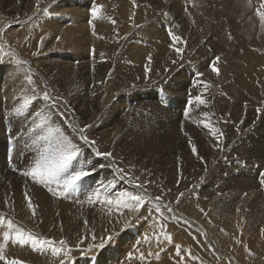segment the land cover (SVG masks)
Masks as SVG:
<instances>
[{
  "label": "bare ground",
  "instance_id": "bare-ground-1",
  "mask_svg": "<svg viewBox=\"0 0 264 264\" xmlns=\"http://www.w3.org/2000/svg\"><path fill=\"white\" fill-rule=\"evenodd\" d=\"M168 1L169 0H156V6L163 9ZM248 1L249 4H251L252 12L251 14L246 13L245 18L251 17L253 21L252 25L255 27V8L257 9L264 0ZM145 2H147V0H135L134 5L132 0H0V17L2 16V18H0V60L8 63L7 60L13 57L14 59L17 58L18 61L25 62L23 64L30 67L32 71L31 75H35L42 81L45 90L50 91L53 96L60 97L61 100L67 101V108L63 103L57 105V108L59 111L68 114L67 116L75 123L76 127L74 128L77 130L74 134V129L71 131L66 123L63 124L54 108L52 111H48L47 109L51 107V105L47 103L39 105L41 111L37 113L36 117L27 119L32 123L29 124V129L33 127L34 129L32 130H35L29 135L27 134L28 130H25L26 127L18 126L20 121L10 123L8 119L4 120L3 116L5 114L10 118L16 116L17 113L15 112V108L20 107L26 99L31 102L34 99L33 93L38 92L29 86L26 76L24 78L20 76L18 73L19 71L17 72L14 67L16 71L7 69L4 65H1L0 127L1 124L4 125L5 122V126L9 128L7 130L12 135L11 137H17V140H15L16 149L13 156L14 163L12 164L15 165V169L18 173L20 171V174L22 171L29 170L30 167L34 166L35 159L38 158L36 153H40L45 146V142L37 138L39 135L46 134L40 129L39 125L41 122L50 123L51 120L55 119L56 126L62 127L63 132L80 146L79 161L81 166L85 164L91 166L97 161L102 165L95 169L97 174L96 185L91 187L92 189L89 194L91 195L95 187H99L102 191L107 187L109 195H115L121 191L132 192L134 194H146L145 205L140 209L138 214L141 217L144 215L145 208H148V213L154 211L156 197L152 190V186L144 185L143 189H138L134 186L135 184L133 182L130 183L128 181L129 179H118L111 170V162L109 160H100V158L95 157L93 153L97 150L105 152V146L109 148L107 151L114 152L113 159L115 161V166L120 167L121 164L118 160L121 158L123 160L124 155L128 157V160L130 158L133 164L136 162L141 166V163L136 160V157L142 152L145 144L144 138L147 140L151 139L154 142L175 140V142L168 147V150L176 155L172 157V159L161 154L153 147H146L144 149V153H149L152 156L154 167H157L156 170H161L160 183L167 184L171 187V190L182 188L183 193L190 189L191 193L186 200L180 199L177 203L166 199L159 201L161 213L166 219L160 217L161 213L158 216L152 215L153 213H151L145 221H142L143 223L141 222L142 224H140V228H138V232L141 234L140 244L145 241L144 236L146 231L149 232L151 238L146 239V243L150 242L147 250H149L152 255H156L157 259L154 264H168L170 263L168 262V254L172 250L177 248L176 253H181L179 251L183 250L181 246H176L172 242L166 246L162 245L161 247H163V250L161 251L160 247L155 243V237L160 235L161 224L164 225L165 233L171 237L173 234H180L181 231L177 229L178 227L175 225L178 222L192 229L191 233L197 238V246L194 248L198 249L199 252L201 238L205 239L208 244L207 249H204L205 253L211 250L213 252L215 251L214 253L224 259L219 264H264V260L262 259H254L251 255H239L238 253L236 256H233L223 248H220L216 239L210 235V226L207 223L208 221H206L210 219L219 224H224L220 225V231L223 229H227L228 231V233L225 234L227 247L223 246L224 248H228L231 244L229 234H236L235 242L238 245L246 246L248 243L256 241L261 250H264V216L246 212L244 209L255 208L260 204L264 205V185L260 184L259 176L262 171L260 167L264 168V141L258 143V145L255 144L256 147L252 148L251 153L253 152L255 155V157H252L253 159H250L248 154H246L248 148H245V145H243L241 153L238 154V157H241L243 160H255L253 161L254 165L245 164L246 168H243L239 166L238 162H233L229 159L231 164H226L221 170H217L214 145L219 141H216L208 130L203 127L204 122H209L217 128L219 126H217L214 120L215 113L211 111L209 105L205 104L201 106V104L195 102L196 96L192 94V102L189 104L188 114H186V112L183 113L185 107H183L182 112H180L173 101H169L168 98L162 95L159 97L160 93L157 92V88L155 89V87L152 91L140 89L141 91L135 93L129 92V94H127L128 92H125L127 89L133 88L136 85L137 88H139V85L148 84L152 78H155L158 83L165 81L175 68V66H173V61L181 62L183 54H186L184 50L186 49L188 39L192 36V33H189L188 27H183L182 30L173 32L176 33L177 36L182 37L183 41L186 42L177 43L176 47L181 49L179 54L174 50L172 53L168 48L169 46L167 47V44H162L159 47L157 46L155 49L152 42H141L139 38H137L138 35H141L138 31L141 28L143 29V33L145 32L146 23L149 21L146 20L150 18L149 15H147L149 12L148 8L143 6L145 4L142 5V3ZM246 2L247 0H244L243 6L248 5V2ZM94 6H103L99 18L96 20H93L91 16V10ZM240 6L239 4L238 7ZM189 7L182 2H178L173 7V10L180 15L183 10L189 11ZM45 9H47V12H45ZM190 11L199 13L196 7H192ZM7 17L25 18L19 24L10 25V23H8L10 18L8 19ZM34 18L38 23L33 22ZM241 18L238 20V24H241L239 30H243L250 34V37L247 39L245 37L247 33L246 35L244 33H238L240 36L238 42L239 45L242 46L241 49H247L245 55H240L238 52L232 57H225L222 59L224 62H222V65L217 67V69L219 72L220 70L222 71L223 77H228L231 74L244 78V80L250 79V81L251 79L255 80L258 76L264 78L263 70L261 73L255 75L256 70L261 69V67L255 70L256 66L254 65V63L258 62L255 60L264 63V55L261 50H254L260 49L258 44L264 48V25L262 31L256 33L253 32L249 26H246L249 25L247 22L245 24L244 21L246 19L243 21ZM113 21H115V23H113ZM23 24L25 25L24 28L21 27ZM93 25L95 26V30H93ZM242 37L244 40L240 41ZM41 39L43 40L42 46L40 44ZM170 44L172 45L171 42ZM227 45L229 46V44ZM93 49H95L94 53ZM37 51H39L40 55H33V53ZM149 56L152 57V62L150 64L147 59ZM226 62L227 65H224ZM146 65L149 69L148 72L145 71ZM199 68V65L194 67L196 70ZM201 70H203L202 66ZM212 72L213 71L209 74H207V72H204L205 74L202 72L204 74L203 77L209 78L218 76L216 73L213 74ZM152 73L154 75H152ZM114 75L118 78L117 82L113 80ZM249 85L251 86V84ZM171 87L173 88L171 91L178 93L174 94V96H180L179 92L182 91L181 88H183V86L174 84ZM254 87L256 86H253V88ZM111 88H115L114 91L119 93V95L113 92ZM253 88H250L251 91ZM255 91L253 93H255ZM186 92L188 93V91ZM122 93L127 96L124 97ZM113 94L114 96L112 97ZM259 94V96L257 95L258 98L261 97V93ZM189 95H191V93ZM39 97L42 99L40 94ZM111 97L113 100H111ZM150 97L155 101H152V103L147 102L148 104L145 103L147 98L151 100ZM157 97L159 100H157ZM254 97L256 98V96ZM138 101L141 103L136 104ZM161 101H163V103H161ZM146 107L151 108L149 110L153 111L151 114L152 116L147 115L149 112L146 114L140 113L142 108L146 109ZM205 113H208L207 118L205 117ZM154 120L157 122L156 125H152ZM85 124L92 125V127L86 129V135L90 140H95L94 145L85 144L79 139V129L84 127ZM127 126L131 127L127 130ZM156 126L157 128H155ZM20 127L23 129V133ZM185 133H187V135H185ZM27 135L33 136L37 139V142H33L30 147L27 145L28 148L25 149V145L20 138L27 140L25 138ZM189 137L191 138L192 144L197 146L200 159L190 151L191 145L188 142ZM116 144L119 149H116ZM118 150H120V152H118ZM232 158H235V156ZM238 160L239 158L236 161ZM205 161L207 163H205ZM124 162L126 163V161ZM206 164V168L202 172H199L198 169ZM256 164L259 165L257 168L255 167ZM4 166L0 167V174H3V169H5ZM7 169L6 167L5 170ZM173 171L178 174V177L174 179ZM185 174H188L194 179L192 187L189 185H182V179ZM8 176L9 174L7 176L3 175L0 179V210L7 211L9 214H14L19 220L29 224V226L33 225V228L36 230L35 233H39L47 239H52L57 242L63 239L67 241V243L75 244V250L78 249L77 245H80V247L87 245L91 234L94 232L88 230L87 226L80 225V230L83 231V243H81V239L70 240L68 234L64 235V229H62L58 223L61 218L57 216V213L61 211H59L61 207L57 204V196L53 197L51 193L48 194V191L47 193L46 191L44 192V188L40 185H32L29 178L26 179L28 182L24 180L14 181L11 180V178L15 179L12 177L14 175H10L9 178ZM17 177L19 179L20 176ZM86 179L88 181L90 180L89 178ZM88 183L91 185L90 181ZM200 187L201 196L198 194V189ZM203 190L206 192L205 195L202 194ZM25 193L28 194L27 198ZM75 193L76 192L69 193L67 195V203L68 201L71 203ZM6 195H9L7 199ZM11 195L13 196L12 198ZM28 198L31 199L36 208L35 216L32 215V210L27 206ZM44 202H48L49 204L45 206ZM169 206L172 208V212L168 211ZM188 208H191V210H187ZM219 208L235 210L227 214L224 212L221 213V220H218L216 215L218 214L217 210ZM107 210H109V207L99 202L94 204L85 203L82 206L72 209L76 214L87 215V217L91 215H93L91 217H97V220H95L97 225L95 233L99 236L109 235L107 231L104 232L101 228L104 223L102 220L104 219L103 212ZM127 211H124L123 215H121L120 212L116 213V215L120 217L121 225H124L126 220L130 219L132 222L137 219L130 210ZM176 217H179V219L177 220ZM44 227L46 228L44 229ZM51 227H53L52 231L48 229ZM130 230L131 229L127 228L126 231ZM47 234L49 235L47 236ZM176 238L179 237L176 236ZM181 240L187 242V240L182 237ZM78 242H80V244H77ZM133 242V237L125 235L117 243V248H130L132 250L135 244H137ZM190 244L191 242L189 245ZM171 247L172 249L168 251ZM70 248L72 247L70 246ZM21 251L23 250L21 249ZM77 252L75 253H79L81 256L82 253ZM5 254L7 253L4 252V256ZM9 254H7L6 258ZM181 255L185 260L193 261L195 259L193 253H182ZM74 256L76 255L74 254ZM9 260L12 261V258L9 257ZM66 260L67 259L63 258V261ZM107 260L112 261L109 262V264L122 263L116 258L112 249L109 250V258ZM129 260L131 261V259ZM48 261H50V264L57 262V260ZM48 261L43 259L44 264L46 262L48 263ZM100 263L101 262L98 261V264Z\"/></svg>",
  "mask_w": 264,
  "mask_h": 264
},
{
  "label": "rangeland",
  "instance_id": "rangeland-1",
  "mask_svg": "<svg viewBox=\"0 0 264 264\" xmlns=\"http://www.w3.org/2000/svg\"><path fill=\"white\" fill-rule=\"evenodd\" d=\"M149 1H151V2H149ZM149 1L147 0V2L142 3V5L145 4V5H143L144 7L146 6L148 8L149 12L147 13V15H149L150 18H148L146 20V21H148V20L149 21L146 23V26H145L146 28L144 29L145 32L143 33V29H141V28L138 31L141 35H138L137 38H139V40L141 42H148V43L152 42L153 45L155 46V49L157 48V46L159 47L162 44H167V47L169 46L168 47L169 50H171V52L173 53L174 49H173L172 45L170 44V42L172 43L171 37L168 35V29L169 28L172 29V32H176V31L182 30L183 27H188L189 33L190 34L192 33L191 34L192 36L188 39L186 49L184 50V53L186 52V54H183V59L181 60V62L175 61V63H173V66H175V68L171 72V74L168 75L169 77H167V79L165 81L158 83L155 78H152L148 84L139 85L140 86L139 88H137V85H136L133 88L127 89V91H125V92H128L127 94H129V92L135 93V92H138L141 90H146V91L151 90L152 91V89L155 87V89L157 88V92L160 93L159 97H161V95H162L163 97L168 98L169 101L170 100L173 101L176 104V106L179 108L180 112H182V108L185 107L184 108L185 111H183V113L186 112V114H188L187 111L189 109V104L192 102L193 95H195L196 97L202 96V98L206 101V104L210 106L211 111H213L215 113L214 114L215 115L214 120L216 121L217 126L219 125L218 128L223 132L222 140L214 145V153H215L216 160L218 163V164L216 163L217 170H221V168L225 167L226 164H231V162H229L230 161L229 159H231L233 162H238L239 166H241L243 168H246V165H251V164L254 165L253 161H255V160H250V161H248V159L243 160L241 157H238V154L241 153V150L243 149V145H245V148H248V152L246 150V154H248L250 159H253L252 157H255V155L253 152L251 153L252 148L253 147L255 148L256 145H258V143L264 141V139H263V137H264V104H263L264 103V97H263L264 96V87H263L264 86L263 85L264 84V78H260L258 76L257 77L258 79L257 78L255 80L251 79V81H250V79L244 80V78H240V77H237V75H231V74L228 77H226V76L223 77V73L221 70H220L219 75L217 77L213 76V77L205 78V77H203V75L206 72H207V74L211 73L212 65L214 63H215L216 68L221 66L222 62H224V61H222V59H224L225 57H228V56L232 57V56L236 55L238 52L240 53V55H245V52L247 49L246 48L241 49L242 46H240L239 42H238V38L240 37L238 35V33L240 32V34L244 33L246 35L247 32H244L243 30H239V27L241 26V24H238L239 23L238 20H240L239 18H241V17H242L241 19L243 21L246 19L247 21L246 20L244 21L245 24H246V22L249 24L246 26H249L253 30V32L258 33L259 31H262V27L264 25V23H262V22H264V20L260 19V15L259 16H256V15H258V13L264 12V9H263L264 6H261L264 3H261L257 9L255 8V11H254L255 27H253V25H252L253 21L251 20V17L245 18L246 13L251 14V12H252L251 11L252 10L251 4L248 3L247 6H243L244 0H225L224 1L225 13L227 14L229 12V19H230V22H232L231 28H230L228 19H227V21H224V22L221 21L220 16L222 14H220L218 11L217 12L207 11L206 9H204V7H203L204 5L200 0H198V1L197 0H182V1L181 0H169L167 2V4H165V7H163V9H160L156 6V0H149ZM207 1L210 2V0H207ZM178 2H182L183 4L187 5L188 7L190 5L189 11L183 10L180 13V15L178 12H174L173 7ZM205 2H206V0H205ZM239 4L241 5L240 7H238ZM192 7L198 8L199 13H195V12L190 11L192 9ZM255 12H257V13H255ZM218 14H219V16H218ZM150 15H152V16H150ZM235 15H237V16H235ZM243 17H244V19H243ZM0 18H2V16ZM7 18L9 19L10 17H7ZM21 18H22V20H21ZM24 18L25 17H18V18H10L9 20L8 19L7 20H8V23H10V25H13V24H19L21 21L24 20ZM15 19H16V21H15ZM33 20H34L33 22L38 23V21L35 18ZM21 27L24 28L25 25L23 24ZM173 34L176 35V33H173ZM245 37L248 39L250 37V34L247 33V35ZM133 38H134V36H133ZM226 39H228L230 41H228ZM243 40H244V38L242 37V40H240V41H243ZM226 43L229 44L230 47ZM227 46H228V48H227ZM258 47L260 49H254V50H261L262 54L264 55V48H262V46L259 44H258ZM187 51H189V52H187ZM216 57H219L218 62L216 61ZM13 59L14 58L11 57L10 60H7L8 63L7 62L0 63V66L4 65L7 69H14L15 68L17 70V72L19 71L18 73L20 74V76H23V78L26 76L27 83H29L28 77L32 76V83L29 84V86L31 88L35 89L38 92V94H40V96H42L43 92L46 91L45 87L43 86L42 81L40 79H38L35 75H31L32 71H31L29 66L27 67V65H24L23 63L17 64L16 63L18 61L17 58H15L14 60ZM0 61H2V60H0ZM255 61H258L256 63H254V65L256 66V68L254 66L255 70L259 67H261V69H257L256 74H255V72H254V74L257 75V73H261L262 70H263V74H264V63H262V62L260 63L259 60H255ZM194 65L195 66L199 65L200 68L198 70H196V69H194V67H195ZM224 65H227V62ZM201 66L203 67V70H201ZM0 72H1V69H0ZM202 72L203 73L205 72V73L203 74ZM212 73L215 74V72H212ZM12 75H13V73H12ZM152 75H154V74L152 73ZM113 77H112L113 80L117 82L118 81L117 76L114 75ZM174 84L175 85L180 84L183 86V88H181L182 91L179 92L180 96H178V95L174 96V94H178V93L171 91L173 89L171 86ZM199 84H201V85H199ZM204 84H208V85H210V87L205 89L203 86ZM249 84H251L252 87ZM253 86H256V87L253 88ZM250 88H253L252 91ZM111 89H113L112 91L115 92L114 91L115 88H111ZM255 90L257 91V94H256ZM186 91H188V93ZM254 91H255V93H253ZM115 93H117V92H115ZM142 93H144V92H142ZM190 93H191V95H189ZM259 93H261V97H259L260 99L257 97V95ZM117 94L119 95V93H117ZM122 94L124 97L127 96L124 93H122ZM252 94H254V95H252ZM113 96H114V94L112 95V97ZM254 96H256V98ZM153 98H151V100L150 99L148 100V98H147L146 99L147 101L145 103H147V102L152 103V101L154 102L155 100H152ZM111 100H113V98ZM157 100H159L158 97H157ZM140 103H141L140 101L136 102V104H140ZM137 106H139V105H137ZM54 109H55V112L58 113L57 115L61 118V122H63V124L66 123L71 131L74 129L73 133L75 134L77 130L74 127H76V125L67 116L68 114L66 112L63 113L62 111H59V109L57 108V105ZM149 109H151V108L150 107L149 108L146 107V109L142 108L143 112L141 111L140 113L146 114L147 112H149V113H147V115L152 116L151 114L153 113V111L149 110ZM257 109H259V111H257ZM61 113H63V115H61ZM27 119H29V118L26 117L25 120H20V123L18 124V126L26 127L25 130H28L27 134L29 135L30 133H33L35 130H32V129H34L33 127L32 128L30 127L31 129H29V124H32V123L29 122V120H27ZM241 121H243V123H240ZM25 122H26V124H25ZM156 124H157V122L154 120L152 122V125H156ZM131 126H129V127L127 126L126 127L127 130ZM16 127H17V125H16ZM155 128H157V126ZM7 129H9V128L5 126V122H4V125L1 124V127H0V167L5 165L4 168L6 169V167H7L8 169L7 170L3 169V174L2 173L0 174V179L2 178L3 175L7 176L9 174V176L14 175L12 177L15 179L11 178V180H14V181L24 180V181L28 182L26 180L27 178L24 176H21L20 171L18 173L17 170L15 169V165L12 164V163H14L13 156H14V151H15L16 147H15V140L12 139V137H11L12 135H11V133H9V131ZM153 131H151V132H153ZM21 132L23 133L22 128H21ZM28 135L26 137L25 136L24 137L28 141L32 140L31 142L27 143V145L30 147L33 142H35V143L37 142V139H35L33 136H28ZM144 142H145V144L143 146L141 154L136 157V160L141 163V166L139 163H136V162H135V164H133L131 162L132 160L130 158L128 160V157H126L124 155L123 160H122V158L118 160V162L121 164L120 167L126 169V172L128 171L127 173L130 177L133 178L132 182L134 184L143 183V185L152 186V190L154 191L155 197L160 196L161 197L160 200L166 199L169 201H173L175 203L180 201V199L186 200L191 195L190 189L186 190L184 192L183 196H180V193L182 192V188H179L177 190H171V187L168 186L167 184L160 183L161 170L157 171L156 170L157 167H154V161L152 159V156L149 153H144V149L146 147H153L157 151H159L161 154L168 156L172 159V157H175L176 155L173 154L172 152H170L168 150V147H170L175 142V140H161L159 142H154L151 139L147 140L144 138ZM27 145H26V148H28ZM116 149H119L117 144H116ZM5 150H7V151H5ZM104 150L107 151V150H109V148L104 146ZM118 152H120V150H118ZM36 155L38 157L39 152L36 153ZM32 156H34V155H32ZM233 156H235V158H232ZM236 158L237 159L239 158V160L236 161L237 160ZM233 159L234 160L236 159V160L234 161ZM242 160H243V162H242ZM124 161H126V163ZM135 165H136V167H135ZM206 166H207V164L205 166L199 168L198 171L202 172L206 168ZM258 166L259 165H257V164L255 165L256 168ZM260 168L262 171L260 172L259 176L261 177V175L262 176L264 175V174H262V173H264V168H262V167H260ZM173 172H174V176H173V179H174V178L178 177V174H176L175 171H173ZM9 176H8V178H9ZM17 176H20L21 179H20V177L18 179ZM89 179H90L89 181H90L91 185L88 183V185H86L84 188H81L80 190H78L75 193V195L73 196V200L71 201V203H70V201H68V203H67V199L64 196H57V198H56L58 200L57 204L60 205V207H61V209L58 208L59 211L60 210L61 211L57 213V216H60V218L63 219V220L60 219V221H58V223L62 227V229H64V231H63L64 235L68 234V236L70 237V240H73V239L78 240V239L84 238V237H82L83 231L80 230V225L87 226L88 230H90V231L96 232V230H97V225L95 223V220H97V217H91L93 215H91L90 217H87V215L76 214L75 212L72 211V209H75L76 207L82 206L83 204L87 203L86 197H88L90 195L89 192L92 189L91 187L96 185L97 177L96 176L89 177ZM29 180H30V178H29ZM30 182H31V180H30ZM193 183H194V179L191 178L188 174H185L183 176V179H182V185L183 186L189 185L192 187ZM31 184L33 185L32 182H31ZM200 189H201V187L198 189L199 190L198 194L201 196ZM43 191L44 192L46 191V193H47V190L45 188L43 189ZM247 191L250 192L249 190H247ZM48 194H50V193H48ZM202 194L205 195L206 192L203 190ZM75 196H76V198H75ZM8 197H9V195H6V199ZM12 197L13 196L11 195V198ZM47 204H49V203L44 202L45 206ZM63 205H64V210H63ZM69 208H70V210H69ZM244 209L246 212H251L255 215L261 214L264 216V210H263L264 205L263 204L257 205L255 208H251V209L250 208H244ZM127 210L129 211V209H124L123 212L127 211ZM187 210H191V208H188ZM234 210L235 209L219 208L217 210L218 214L216 215V218L218 220H221V213L224 212L227 214V213L233 212ZM112 211H114V212H112ZM119 212L120 211L115 209V208H109V210L103 212L104 213V219H102V220L104 221V223L101 226V228L104 230V232L107 231L108 234H111L113 232L116 233L115 243H109L104 250L97 253L93 257L95 264H98V261L101 262L100 264H109V262H112V261L107 260L109 258V250L110 249H112L116 258H118L123 264H132V263L133 264H142V262L137 257V256H139L140 253H143L145 256L146 262L144 260L143 264H145V263L146 264L156 263V259H157L156 255L155 254L149 255V253H151V252L149 250H147L149 248L150 242H147L148 243L147 244L146 239H150L151 234L146 231L145 236L143 235L145 237V239H144L145 241H143V243L146 246L143 243H142L143 244L142 245V244H140L141 243V234L138 232V228H140V224L143 223L142 221L143 220L145 221L150 216L151 213H153L152 215H155V216L160 215V213L155 214L156 212H154V211L151 213L144 211V215H142L140 219H135L132 221V226H130L128 228L131 230L126 231L127 229L125 230L123 228V225L120 224V222H121L120 217L118 215H116V213H119ZM61 213H62V217H61ZM1 216H2V218H1ZM102 216H103V214H102ZM110 217H112V218H110ZM160 217H161V215H160ZM0 219H3V221H4L3 224H0V230H1L0 231V245H3V247H4V251L2 254H3V256H4V252H6L7 254H9V252H10V254H12V255L9 254V256L7 258H6L7 254H5L4 257L6 260L10 261L9 260V257H10V258H12V260L19 261L20 264H44L43 259H46L47 261L48 260H51V261L57 260V262H55L54 264H56V263L61 264V261L59 260L60 258L57 257L58 258L57 259L50 252H44L42 254L37 253L36 251H34L31 248L30 245L25 244V245L21 246V245L14 242L15 230L17 228L20 229L21 231H24L26 234L32 233L34 235H37L40 238H46L43 235H40L39 233L36 234L35 233L36 230L33 228V225L29 226V224L22 222L14 214H11V213L9 214V212L4 211V210H0ZM9 220L12 221L13 226H14L13 229L10 231L7 228V223ZM18 221H20V222H18ZM206 221H208L207 223L210 226V231H211L210 235L216 239L217 244L219 245L220 248H223L224 250H226L227 252H229L233 256H236L237 253L239 255L240 254H247V255L253 256L254 259L264 260V252H263L264 250H261L260 246L257 244L256 241L250 242L246 246L238 245L235 242L236 234H229L231 244H230V246H228V248H224L223 246L227 247V243L225 242V234L228 233L227 229H223L220 231V228H221L220 225H224V224H219L216 221L210 220V219L206 220ZM85 222H87V223H85ZM16 223H18V224H16ZM175 225L178 227L177 229H179L181 231V233L180 234H173L172 235V242L176 246H181L183 248V250L179 251V252H181L179 257H177V255H176L177 254L176 253L177 248L174 249L175 251L172 250L168 254L169 255V257H168L169 261L168 262H170L168 264H177V259H181L183 264H219V263H221V261L224 260L219 255L214 253L215 251L213 252L211 250L208 253H205L204 249H207L208 244L205 241V239H203V238H201V241H200V252H199L198 249L194 248L197 246V238L195 237L194 234L191 233L192 229L186 225H183L180 222H178ZM45 228L46 227H44V229ZM48 229L50 231H52L53 227L48 228ZM6 231L10 233V236L12 237V239H10L7 244H4L3 234ZM55 231H56V229H55ZM48 235L49 234H47V236ZM125 235L133 237L134 242L137 243V244H135L134 248H132V250L130 248L129 249L128 248L118 249L119 247L117 248V243ZM257 235H258V233H257ZM98 236L99 235L97 234V237ZM176 236H178L179 238H176ZM181 237L183 239L187 240V242H183L181 240ZM190 242H191V244L189 245ZM67 244H69L68 246L69 247L71 246L72 247L71 249L74 251L70 252L69 256H71V257H69L68 255H67V257H64L65 259H67L66 261H63L64 264H68V263L69 264H71V263L72 264L73 263L74 264H89L87 259L84 256H82L83 253L81 252L82 253L81 256L78 253V252H80L79 249L82 248V247H80V245H77V244H80V242H78L76 244L78 246L77 250H75V247H76L75 244L74 245H73V243L72 244L67 243ZM16 249H19L20 251L16 250ZM21 249L23 251H21ZM170 249H172V247L169 248L168 251H170ZM27 250H28V252H27ZM125 251L128 253H126ZM75 252H77L78 254H76ZM132 252H133V254H132ZM135 252H137V253H135ZM71 253H73V254H71ZM182 253H193V255H195L194 256L195 259L193 261L185 260L184 257L181 255ZM48 254L51 256H49ZM74 254L76 256H74ZM129 254L130 255L132 254L131 255V257H132L131 261L129 260ZM13 256H15V257H13ZM68 257H69V259H68ZM125 257H126V259H125ZM146 257H148V258H146ZM136 259H138V260H136ZM0 261H1L0 264L5 263V260H0ZM122 263H120V264H122ZM45 264H50V261H48V263L46 262Z\"/></svg>",
  "mask_w": 264,
  "mask_h": 264
},
{
  "label": "snow or ice",
  "instance_id": "snow-or-ice-1",
  "mask_svg": "<svg viewBox=\"0 0 264 264\" xmlns=\"http://www.w3.org/2000/svg\"><path fill=\"white\" fill-rule=\"evenodd\" d=\"M132 2L135 5V0H132ZM102 7L103 6L92 7L91 16L93 20L99 18L100 12L102 11ZM45 12H47V9H45ZM258 15H260L261 20H264V13H258ZM113 23H115V21H113ZM93 30H95L94 25ZM168 35L171 37L172 47L174 51L179 54L181 52V49L179 47H176L177 43L186 42L183 41L182 37L174 35L171 28L168 29ZM40 44L41 46L43 45L42 39L40 41ZM94 52L95 49H93V53ZM33 55L38 56L40 55V53L39 51H37L34 52ZM147 59L148 63L150 64L152 62V57L149 56ZM216 61H219V57H216ZM0 63H3V61H0ZM16 63L22 64L25 62L17 61ZM173 63H175V61H173ZM145 71H149L147 65L145 66ZM212 71L219 75V70L216 68L215 63L212 65ZM28 82L29 84L32 83V76L28 77ZM203 86L205 89L210 87V85L208 84H204ZM33 96L34 99L31 102L26 99L20 107L15 108V112L17 113L16 116L10 118L7 114H5L3 116V119H8L10 123H15L16 121L25 120L26 117H36L37 113L41 111L39 105H43L45 103L51 105V107L47 109L48 111H52L53 108L56 107V105H59L61 103H63L66 108L68 107V103L66 100H61L60 97L53 96L52 93L47 90L43 92L42 99L39 97L38 93L34 92ZM195 102H198L201 105L206 104V101L202 98V96H197L195 98ZM161 103H163V101H161ZM257 111H259V109H257ZM61 115H63V113H61ZM207 116L208 113H205L206 118ZM240 123H243V121H241ZM39 127L46 134L39 135L37 138L39 140H43L45 142V146L42 151H40L38 158L35 159L34 166L30 167L29 170L22 171L21 175L26 178H30L33 184L40 185L43 188L47 189V191L51 193L53 197L64 196L65 198H67V195L69 193L77 192L81 188H84L86 185H88V180L86 178L96 176L97 174L95 172V169L97 167H101L102 165L99 161H97L91 166H87L86 164L81 166L79 161L80 146L63 132L62 127L56 126L55 119L51 120L50 123L41 122ZM90 127H92V125L85 124L84 127L79 129V139L82 140L85 144L94 145L95 140H90L86 135V129ZM203 127L208 130V132L216 141L222 140L223 132L219 128L213 126L209 122H204ZM185 135H187V133H185ZM12 139L17 140V137L14 136L12 137ZM20 139L23 141L26 149V145L29 141L25 140L24 138ZM188 142L191 145L190 151L192 152V154L197 156L198 159H200L198 148L195 144H192L190 137ZM93 155L97 158H100V160H109L112 164L111 170L118 179H129V182H132L133 178L127 174L126 169L115 166V161L113 159L112 152H100L97 150L93 153ZM205 163L207 162L205 161ZM260 184L264 185V176L260 177ZM134 186L138 189L144 188L143 183H136ZM183 195L184 193L181 192L180 196ZM25 196L27 198L28 194L25 193ZM160 199V196H157L155 198L156 202L154 212L156 213H161V205L159 203ZM145 201L146 194H134L132 192L121 191L116 193L115 195H109L107 187H105L103 191L99 187H95V190L92 191L91 195L87 197L86 202L89 204H94L97 202L105 204L109 208H115L119 210L121 215H123L124 209H129L130 212L135 215L137 219H140L141 217L138 214L140 209L144 207ZM27 206L29 209L32 210V215L35 216L36 208L34 207L30 198H28ZM147 211L148 209L146 208L145 212ZM168 211L172 212V208L170 206L168 207ZM161 218L166 219L165 217H163L162 213ZM176 219L178 220L179 217H176ZM3 222V219H0V224H3ZM130 226H132V222L129 219L126 220L123 225V228L127 229ZM13 227L14 226L12 221L9 220L7 223V228L9 230H12ZM115 236L116 233L113 232L107 236L100 235L99 237H97V234L93 232L90 236L87 245L80 248L79 251L83 253V256L87 259L89 264H95L93 257L97 253L104 250L109 243H115ZM10 239H12L10 233L7 231L4 232V244H7ZM14 242L21 246L25 244L30 245L31 248L37 253L42 254L44 252H50L53 256L60 258L61 264H63V258L72 251V249L68 246L67 241L63 239L57 242L52 239L40 238L32 233L26 234L20 229L15 230ZM81 243H83V239H81ZM155 243L158 247H160L161 251L163 250V247H161L162 245L166 246L167 244L172 243V237L165 233L163 224L160 225V235L155 237ZM3 251V245H0V260H5V264H20V262L17 260H6L2 254ZM149 255H152V253H149ZM176 255L177 257H179L180 253H177ZM131 258V255H129V259ZM138 259L143 264V261L145 260L144 254L140 253ZM177 264H183L182 260L177 259Z\"/></svg>",
  "mask_w": 264,
  "mask_h": 264
},
{
  "label": "built area",
  "instance_id": "built-area-1",
  "mask_svg": "<svg viewBox=\"0 0 264 264\" xmlns=\"http://www.w3.org/2000/svg\"><path fill=\"white\" fill-rule=\"evenodd\" d=\"M203 4H204V9H206L207 11H211V12H219L221 13V21H229V26L231 28V22H230V19H229V12L226 14L225 13V5H224V1L225 0H210V2H208L206 0V2H204L203 0H200ZM233 32V31H232Z\"/></svg>",
  "mask_w": 264,
  "mask_h": 264
}]
</instances>
